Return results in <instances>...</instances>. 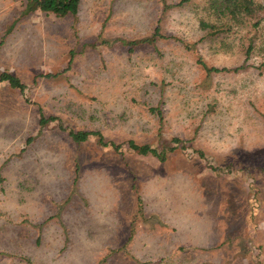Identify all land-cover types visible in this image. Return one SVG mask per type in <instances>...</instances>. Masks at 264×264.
I'll list each match as a JSON object with an SVG mask.
<instances>
[{
	"label": "rangeland",
	"instance_id": "obj_1",
	"mask_svg": "<svg viewBox=\"0 0 264 264\" xmlns=\"http://www.w3.org/2000/svg\"><path fill=\"white\" fill-rule=\"evenodd\" d=\"M25 2L0 0V75L27 86L0 81V264H264V21L210 0H82L65 17ZM159 18L172 39L104 42ZM216 24L229 33L207 37ZM197 54L243 66L208 73Z\"/></svg>",
	"mask_w": 264,
	"mask_h": 264
},
{
	"label": "trees",
	"instance_id": "obj_2",
	"mask_svg": "<svg viewBox=\"0 0 264 264\" xmlns=\"http://www.w3.org/2000/svg\"><path fill=\"white\" fill-rule=\"evenodd\" d=\"M82 0H26L25 2V8L23 14H31L36 12L37 10H40L46 14H53L59 17H65L68 15L76 16L80 10ZM190 0H179L177 3H168V1L163 0V8L164 10H167L169 8L182 5ZM210 8L211 10L216 13L217 15H223L228 16L232 18L233 21H240L243 20L244 17L248 18V21L251 22L253 20L252 27L255 29H258L260 24L264 21V0H210ZM230 29L226 28L224 25H212L210 27V31L207 34V37L210 36H216L221 33L228 32ZM175 40L182 42V44L189 50H195V46L188 41H185L183 39H180L179 37H173ZM160 39H172L171 36L166 35L162 31L161 27V19H157L155 22V25L147 36L141 37V38H135V39H124L119 38L115 40H105V43H108L109 45L114 44L115 42L120 43L123 46H126L128 48V51L130 53L136 52V50L143 46V45H155L156 42ZM254 35H249V46L246 48V55L250 56V53L252 52L254 48ZM197 44V43H196ZM197 61L198 63L206 70L208 73H219L224 71H238L243 66H239L235 69H229L226 67L219 68L215 66H209L203 59V57L200 54H197ZM40 76H46V77H53L54 75L49 74H43ZM39 77V76H38ZM0 81H7L13 88H17L20 91L24 92L26 89V84L15 74L10 73L8 71L3 72L0 75ZM151 111L157 112L161 116V111L157 108H152ZM58 120L57 116L50 115L46 116L45 113H40V125L42 127L47 126L51 122ZM63 128V126H62ZM65 129V128H63ZM70 137L77 143H82L84 141H87L90 136H96L98 143L102 146H110L112 145L114 148L117 149V146L114 145V143L106 141L103 134L99 131H86V132H78L73 129L69 130ZM176 142L182 141L181 139L176 138ZM129 146L134 151L143 154V155H153L161 160L165 159V152L159 151L156 147H154L151 144H138L134 140L129 141ZM0 180H3L2 177H0Z\"/></svg>",
	"mask_w": 264,
	"mask_h": 264
}]
</instances>
